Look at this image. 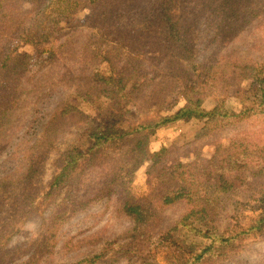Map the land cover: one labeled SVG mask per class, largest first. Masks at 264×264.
<instances>
[{
    "label": "trees",
    "instance_id": "obj_1",
    "mask_svg": "<svg viewBox=\"0 0 264 264\" xmlns=\"http://www.w3.org/2000/svg\"><path fill=\"white\" fill-rule=\"evenodd\" d=\"M86 2L94 8L82 23L77 12ZM261 2L0 0V75L7 63L21 70L11 81L15 101L26 97L28 84L45 80L37 95L40 110L46 111L45 100L56 103L49 116L33 119L35 126L26 119L33 128L27 137L40 146L31 163L0 171V264H161L160 252L165 264H216L236 253L244 236L264 228V141L250 132L230 137L226 147L215 143L209 159L183 161L159 146L151 151L142 188L134 185L135 172L148 158V136L157 129L195 121L216 131L236 117L264 116V60L256 65L223 50L260 19ZM82 31L87 35L77 51ZM199 32L213 50L208 64L196 61ZM69 55L78 70L84 67L79 74L71 64L59 70L60 59ZM249 70L258 72L253 97L235 113L225 92L235 85L237 93ZM62 80H73L75 87L55 96L50 87ZM216 91L222 93L206 109L202 102ZM138 109L142 116L134 119ZM76 121V129H64L71 138L60 147L59 122ZM109 152L119 160L116 166L106 161ZM103 197L113 200L124 228L99 248L92 245L77 258L55 263L54 238L43 236L29 249L5 245L34 207L50 205L44 220L56 228ZM249 210L261 211L244 217Z\"/></svg>",
    "mask_w": 264,
    "mask_h": 264
},
{
    "label": "rangeland",
    "instance_id": "obj_2",
    "mask_svg": "<svg viewBox=\"0 0 264 264\" xmlns=\"http://www.w3.org/2000/svg\"><path fill=\"white\" fill-rule=\"evenodd\" d=\"M261 4L264 7V0H261ZM140 6H138L139 8ZM94 4L86 2L77 12V18L82 23L92 13ZM126 19L124 18V21ZM60 28V27H57ZM57 31H59L57 29ZM63 33V32H62ZM82 38L79 39L80 44L75 46V50L81 48V44L85 40L87 31H82ZM56 36L50 39V46L54 45ZM195 53L196 61L198 63L206 62L210 63L213 59V50L205 44V34L203 32L196 33L195 35ZM73 50V52H75ZM223 50H231L233 57H239L241 61H255L256 65H259L264 60V12H261L260 19L250 23L243 31L237 34L231 39L224 47ZM229 52V51H227ZM76 55V54H75ZM73 55V56H75ZM72 55H69L67 59H60L59 70L61 67H68L72 63L69 62ZM63 60V61H62ZM72 69L76 72H82L84 67L76 65L72 66ZM77 69V70H76ZM249 75L242 84L239 85V90L235 93V85L225 92L226 101L232 106L235 113L245 105L253 97L251 92L253 78L258 75L257 70L247 72ZM21 74V70L15 68V65L9 63L3 65L0 75V171L4 172L12 168H18L20 166L31 163L29 158L36 153L40 146H37L39 140L32 136L28 138V134L33 132V128H29L26 119L31 118V123L34 118L42 116L43 113L49 116V113L54 111V101L52 99L45 100L46 111L40 110L41 101L37 99L38 92L45 87V80L41 83L28 84V94L25 98L19 101H15V82H11L17 75ZM79 74V73H78ZM75 76V75H73ZM73 81V80H72ZM72 81L62 80L58 85H54V95H66L70 93L75 84ZM222 91H216L214 94L206 98L202 105L206 109H211L215 103V99L221 95ZM183 102V101H182ZM51 105V106H50ZM139 110V109H138ZM142 110L140 109L133 114L134 119H138L142 116ZM48 116H46L48 118ZM36 121L33 120L35 126ZM80 121L73 123L60 124L61 132H58L56 137L59 138L58 145L64 146L71 138V130H64L72 128V130L78 126ZM65 126V127H64ZM250 132L252 138L257 141H264V116L261 113H255L248 119L233 118L230 123L223 128H219L216 131H209L202 127L199 122L193 121H177L168 126L157 129L153 134H150L147 139V159L135 172L134 185L136 188H142L141 185L145 180V169L149 165V158L151 151L157 149L159 146L170 147L171 157L174 156L177 159L186 161L201 157L203 159H209L212 157L215 150V143L222 142V147L228 145V140L237 133ZM106 161H114L113 164L117 165L119 160L112 153H107ZM48 165V163H46ZM45 185L42 186V189ZM83 189V187H82ZM92 193V192H91ZM63 192L58 193V197H63ZM42 196V193H39ZM48 205L45 209V204L42 206L34 207L29 220L17 231L16 237L9 241L7 248L20 245L23 249H29L30 247H36L43 236L51 237L56 240L53 245V253L50 255L53 262L68 261L72 258H77L78 254H82L90 249L92 245L100 247L108 242V240L124 228L123 220L118 218L115 208L113 206V200L109 197H103L101 199H94L86 203L83 208H80V213L72 216L65 224H61L59 227L52 228L45 220V216L51 212V207ZM180 208L172 209L167 213V219L177 215ZM55 211H61L60 207L54 205ZM52 210V211H53ZM261 210H249L244 213V217H251L260 213ZM247 218L244 222H248ZM74 242V246L73 243ZM110 246V245H109ZM162 252L157 256L158 261L161 264H165L161 260ZM115 264H125L123 261H119ZM216 264H264V228L261 231H256L254 234L244 236L241 248L231 254L225 261Z\"/></svg>",
    "mask_w": 264,
    "mask_h": 264
}]
</instances>
